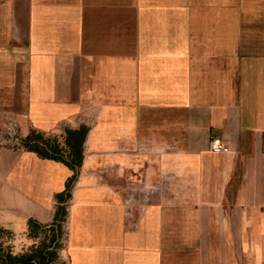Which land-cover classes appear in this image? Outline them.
Here are the masks:
<instances>
[{
	"label": "crops",
	"instance_id": "1",
	"mask_svg": "<svg viewBox=\"0 0 264 264\" xmlns=\"http://www.w3.org/2000/svg\"><path fill=\"white\" fill-rule=\"evenodd\" d=\"M5 114L60 149L0 148V227L58 219L52 264H264V0H0Z\"/></svg>",
	"mask_w": 264,
	"mask_h": 264
},
{
	"label": "trees",
	"instance_id": "2",
	"mask_svg": "<svg viewBox=\"0 0 264 264\" xmlns=\"http://www.w3.org/2000/svg\"><path fill=\"white\" fill-rule=\"evenodd\" d=\"M88 129L82 128L79 131H70L67 138V144L71 148V156L69 161H66L67 165L76 169L77 166L81 165L82 160V146L87 137ZM39 136H32L26 142L29 149L37 151L44 157L61 159L59 158L60 149L57 144L47 143L44 141V147L40 146L38 143L42 140ZM58 154V155H56ZM56 155V156H55ZM77 179V174L70 179L67 190L63 196L67 194V197H71V189L73 183ZM65 213V208L60 207L57 217ZM57 219L51 225H42L35 220L29 221V237L38 239L39 237H44L49 239L50 244L47 245L46 242H42L41 245L33 247L29 252L24 254H14L11 248H5L4 244L0 242V264H52L58 259V250L54 249V245L58 239L61 232V225L57 224ZM60 231V232H59ZM58 244V242H57ZM56 247V246H55Z\"/></svg>",
	"mask_w": 264,
	"mask_h": 264
},
{
	"label": "built area",
	"instance_id": "3",
	"mask_svg": "<svg viewBox=\"0 0 264 264\" xmlns=\"http://www.w3.org/2000/svg\"><path fill=\"white\" fill-rule=\"evenodd\" d=\"M26 139L27 136L16 116L9 114L2 116L0 121V148L14 152H23L26 150ZM209 150L220 154L228 149L219 145L216 139L211 138Z\"/></svg>",
	"mask_w": 264,
	"mask_h": 264
},
{
	"label": "rangeland",
	"instance_id": "4",
	"mask_svg": "<svg viewBox=\"0 0 264 264\" xmlns=\"http://www.w3.org/2000/svg\"><path fill=\"white\" fill-rule=\"evenodd\" d=\"M169 196H174L173 191L169 190ZM183 192V196L185 198V200H191V198L195 195V192L193 190H188V189H184L182 190ZM66 234H68V231H66ZM31 238V237H30ZM35 239V240H34ZM67 236H62L59 237L54 245V249L58 250L57 252L59 253V251L62 249L63 243L66 242ZM0 242L4 244L5 248L9 247L11 248V250L15 251V249H20L21 247H28V251L29 252L33 247L35 246H39L41 245L42 242H46L47 245L50 244V237L49 239H45L43 238L42 240L40 239H36L33 238L32 240L29 239L28 237L21 235V236H17L15 234H13L10 231H7L3 228L0 227ZM32 242H36L35 244H32ZM58 242V244H57ZM56 246V247H55Z\"/></svg>",
	"mask_w": 264,
	"mask_h": 264
}]
</instances>
